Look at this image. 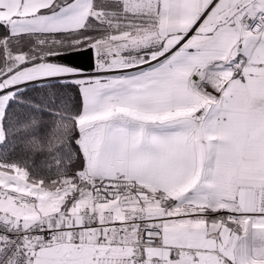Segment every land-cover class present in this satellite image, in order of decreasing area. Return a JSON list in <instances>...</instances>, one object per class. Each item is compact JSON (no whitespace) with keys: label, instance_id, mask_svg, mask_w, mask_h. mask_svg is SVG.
<instances>
[{"label":"snow or ice","instance_id":"1","mask_svg":"<svg viewBox=\"0 0 264 264\" xmlns=\"http://www.w3.org/2000/svg\"><path fill=\"white\" fill-rule=\"evenodd\" d=\"M0 264H264V0H0Z\"/></svg>","mask_w":264,"mask_h":264}]
</instances>
